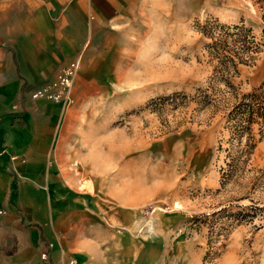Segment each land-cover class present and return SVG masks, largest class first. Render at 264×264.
<instances>
[{"label": "rangeland", "instance_id": "1", "mask_svg": "<svg viewBox=\"0 0 264 264\" xmlns=\"http://www.w3.org/2000/svg\"><path fill=\"white\" fill-rule=\"evenodd\" d=\"M263 13L264 0H138L124 25L85 33L62 132L65 172L107 228L102 264H264V214L241 218L264 207V141L238 161L246 139L231 147L227 120L264 82V51L228 88L201 32L218 21L259 37ZM51 243L39 258L56 264ZM81 256L66 263L88 264Z\"/></svg>", "mask_w": 264, "mask_h": 264}, {"label": "crops", "instance_id": "2", "mask_svg": "<svg viewBox=\"0 0 264 264\" xmlns=\"http://www.w3.org/2000/svg\"><path fill=\"white\" fill-rule=\"evenodd\" d=\"M137 5L138 0H0V29H27L9 37L0 30V264H47L39 254L51 242L56 264H67L69 251L81 253L88 264L105 261L107 228L98 202L73 187L65 172L67 109L31 101L24 92L77 58L85 33L93 37L99 29L124 25Z\"/></svg>", "mask_w": 264, "mask_h": 264}, {"label": "trees", "instance_id": "3", "mask_svg": "<svg viewBox=\"0 0 264 264\" xmlns=\"http://www.w3.org/2000/svg\"><path fill=\"white\" fill-rule=\"evenodd\" d=\"M264 21V13H263ZM202 34L210 40L205 45L208 56L212 61H217V69L221 72V81L225 82L228 88H233L230 79L239 74L240 65H251L257 60V56L264 51V25L259 37L253 34L251 28L243 24L226 25L218 21L206 23L202 29ZM211 102L209 96L201 101L204 105ZM227 120L231 125L230 146H243L241 148L238 161L251 156L258 142L264 141V82L254 88L251 92L242 95V98L228 112ZM258 127V132H254V127ZM259 136L257 140L256 136ZM231 148V150H233ZM228 149V157L232 163L236 156ZM246 161V160H244ZM231 166V164H228ZM231 174L226 175L227 179ZM225 178V172L223 173ZM241 213V218H254L264 214V207H245Z\"/></svg>", "mask_w": 264, "mask_h": 264}, {"label": "built area", "instance_id": "4", "mask_svg": "<svg viewBox=\"0 0 264 264\" xmlns=\"http://www.w3.org/2000/svg\"><path fill=\"white\" fill-rule=\"evenodd\" d=\"M82 56L79 55L71 62L61 65L53 79L30 87L28 91L24 92L25 98L31 101H45L69 109L75 103L73 84L81 69ZM19 109L18 104L13 106L14 111L18 112ZM52 250L53 244L51 243L48 250L42 255L43 261L49 260ZM71 264H77V262L72 261Z\"/></svg>", "mask_w": 264, "mask_h": 264}]
</instances>
